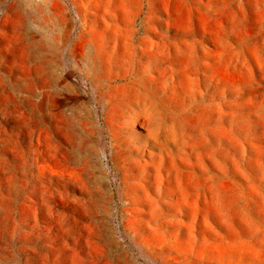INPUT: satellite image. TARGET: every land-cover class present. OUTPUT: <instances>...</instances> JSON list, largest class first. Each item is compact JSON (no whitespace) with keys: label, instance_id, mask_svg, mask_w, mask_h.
Listing matches in <instances>:
<instances>
[{"label":"rangeland","instance_id":"rangeland-1","mask_svg":"<svg viewBox=\"0 0 264 264\" xmlns=\"http://www.w3.org/2000/svg\"><path fill=\"white\" fill-rule=\"evenodd\" d=\"M0 264H264V0H0Z\"/></svg>","mask_w":264,"mask_h":264}]
</instances>
